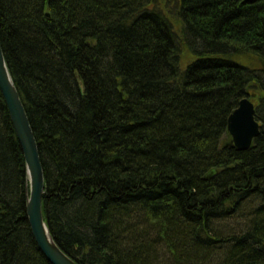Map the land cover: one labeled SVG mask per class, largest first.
Masks as SVG:
<instances>
[{"label": "trees", "instance_id": "16d2710c", "mask_svg": "<svg viewBox=\"0 0 264 264\" xmlns=\"http://www.w3.org/2000/svg\"><path fill=\"white\" fill-rule=\"evenodd\" d=\"M0 41L66 255L151 264L158 244L172 264L217 251L224 264H264V0H0ZM185 48L195 59L182 71ZM246 97L261 133L239 152L227 126ZM28 192L0 90V264H50ZM249 200L244 232H215Z\"/></svg>", "mask_w": 264, "mask_h": 264}, {"label": "water", "instance_id": "95a60500", "mask_svg": "<svg viewBox=\"0 0 264 264\" xmlns=\"http://www.w3.org/2000/svg\"><path fill=\"white\" fill-rule=\"evenodd\" d=\"M0 90L6 101L17 137L26 161L29 192L27 214L32 235L44 257L50 264H78L57 245L50 234L43 216L45 195V175L38 143L6 63L0 41ZM229 142L226 145L239 152L248 151L261 133V125L256 119V107L250 97L240 101L238 108L228 119Z\"/></svg>", "mask_w": 264, "mask_h": 264}, {"label": "rangeland", "instance_id": "374dc122", "mask_svg": "<svg viewBox=\"0 0 264 264\" xmlns=\"http://www.w3.org/2000/svg\"><path fill=\"white\" fill-rule=\"evenodd\" d=\"M161 4L164 3V0H158ZM194 56L190 50L187 48L184 49L181 60V70L185 71L189 64L194 60ZM245 64H249V59L245 58ZM241 60V61H242ZM243 63V62H242ZM254 203L253 200H249L243 204V210L225 220H219L213 223L215 232L222 234L224 237H228L230 235H237L244 232L248 227V222L250 219L251 208H249L248 204ZM138 218V217H137ZM139 219V218H138ZM148 240H155L156 235L150 234L147 236ZM152 258L150 256L151 264H172L173 256L163 247L156 244L152 249ZM222 258V259H221ZM199 262H192L191 264H224L223 256L221 257L220 251L212 252L211 254H206L200 256Z\"/></svg>", "mask_w": 264, "mask_h": 264}]
</instances>
